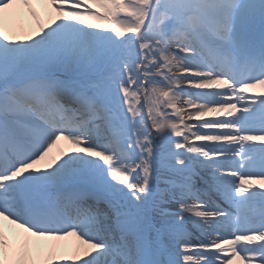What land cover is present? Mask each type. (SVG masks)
<instances>
[{"label":"snow or ice","instance_id":"1","mask_svg":"<svg viewBox=\"0 0 264 264\" xmlns=\"http://www.w3.org/2000/svg\"><path fill=\"white\" fill-rule=\"evenodd\" d=\"M234 261L264 264V0H0V264Z\"/></svg>","mask_w":264,"mask_h":264},{"label":"bare ground","instance_id":"2","mask_svg":"<svg viewBox=\"0 0 264 264\" xmlns=\"http://www.w3.org/2000/svg\"><path fill=\"white\" fill-rule=\"evenodd\" d=\"M23 12V20L25 22V25L28 26L31 24V21H30V18L27 16V11L26 10H22ZM60 147L64 148V149H69L71 146L68 145L66 142H61V145ZM43 167V165H42ZM9 227H12V226H9ZM16 231H21V230H16ZM74 244V241L73 240H69V244H67L69 247H68V250L70 251L71 250V246ZM234 264H238L237 261H234Z\"/></svg>","mask_w":264,"mask_h":264},{"label":"rangeland","instance_id":"3","mask_svg":"<svg viewBox=\"0 0 264 264\" xmlns=\"http://www.w3.org/2000/svg\"><path fill=\"white\" fill-rule=\"evenodd\" d=\"M212 118H214V117H212L211 115L205 117V119H212ZM220 118H223V117H220Z\"/></svg>","mask_w":264,"mask_h":264}]
</instances>
